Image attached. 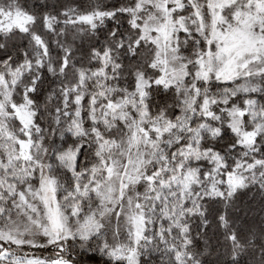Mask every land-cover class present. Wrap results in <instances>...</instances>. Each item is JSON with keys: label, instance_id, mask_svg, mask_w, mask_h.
Returning a JSON list of instances; mask_svg holds the SVG:
<instances>
[{"label": "snow or ice", "instance_id": "1", "mask_svg": "<svg viewBox=\"0 0 264 264\" xmlns=\"http://www.w3.org/2000/svg\"><path fill=\"white\" fill-rule=\"evenodd\" d=\"M0 264H264V0H0Z\"/></svg>", "mask_w": 264, "mask_h": 264}]
</instances>
